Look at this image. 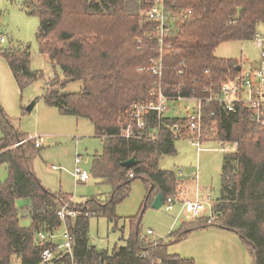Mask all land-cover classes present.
Listing matches in <instances>:
<instances>
[{
    "label": "trees",
    "instance_id": "obj_1",
    "mask_svg": "<svg viewBox=\"0 0 264 264\" xmlns=\"http://www.w3.org/2000/svg\"><path fill=\"white\" fill-rule=\"evenodd\" d=\"M154 3L25 1L26 13L40 19V52L63 73L62 79L49 84L44 100L63 115L92 122L95 136L103 143V152L94 158L92 174L109 184L112 192L75 204L70 196L45 188L33 170L41 146L27 140L28 136L15 129L0 110V166L6 165L9 172L7 182H0V264H194L192 259L169 255L164 241L143 236L141 216L130 218L132 232L127 244L112 253L98 250L88 236L91 217L118 221L116 207L130 195L134 180L141 179L147 186L144 208L157 194L162 193L167 200L178 191L177 175L162 170L159 162L164 156L177 155L175 142L179 138L171 127L176 123L184 126V119L159 120L156 112H149L145 129H139L131 116L134 105L157 100L159 84L170 98L204 101L205 127L211 129L203 136V143L217 141L235 148L223 158L221 192L212 206L215 220L201 217L183 222L175 242L216 226L238 234L253 264H264V128L253 123L252 111L242 104L229 111L219 102H207L243 68L240 60L218 58L216 49L225 42L256 39L259 27L264 26V0H165L168 20L163 47L159 24L139 12ZM189 10L192 13L187 18L177 20ZM0 53L21 89L44 78V73L30 67L29 47L0 49ZM161 56L163 74L159 79L149 68ZM76 81L83 83L79 92L63 91ZM128 128L131 136L124 134ZM153 133L157 134L155 139L151 138ZM132 158L136 163L131 168L122 165ZM20 199L30 202V228L19 224L16 203ZM65 204L76 216L63 221L58 212ZM63 226L74 239L73 258L58 251L55 241L38 237V233L55 234ZM46 249L56 253L52 262L42 260Z\"/></svg>",
    "mask_w": 264,
    "mask_h": 264
},
{
    "label": "rangeland",
    "instance_id": "obj_2",
    "mask_svg": "<svg viewBox=\"0 0 264 264\" xmlns=\"http://www.w3.org/2000/svg\"><path fill=\"white\" fill-rule=\"evenodd\" d=\"M25 1L0 0V37L6 40L0 43V49L29 47L32 55L30 67L44 73V78L21 89L0 53V110L15 129L28 136L27 140L35 136L42 138L41 147L33 160V170L45 188L70 196L75 204L85 203L92 197H106L112 192V187L92 174L94 158L103 152L102 140L95 136L92 122L87 118L63 115L44 100L49 84L59 77L62 79L63 73L59 67H53L47 55L40 52L37 41L40 19L26 13ZM143 11H139L141 15ZM258 33H264V26L259 27ZM216 56L244 60V68L250 67V63H262L256 39L222 43L216 49ZM82 87L81 81L71 82L63 91L77 93ZM33 103L35 105L30 111ZM168 106L169 116L185 118L193 113L194 103L188 100L171 101ZM175 146L177 155L164 156L159 162L160 168L173 171L180 183L177 193L172 196L176 198L173 210L166 211L164 205L155 209L152 203L144 208L147 186L143 180L136 179L131 185L130 195L116 207L119 217L116 223L104 217L90 218V243L98 250L112 253L116 247L127 244L132 232L130 218L141 216V234L151 241H164L169 255L192 259L194 264H253V257L240 236L216 226L194 231L175 242L183 222H189L182 217L184 221L175 223L183 202L196 201L199 195L200 200L206 201L203 217L213 215L212 206L221 192L223 158L235 151L233 146L224 151L223 144L217 141L204 142L200 152L187 139H178ZM78 158L79 164L76 163ZM77 166L90 174L88 182L76 183L73 172ZM8 178L7 166L1 165L0 182L5 183ZM16 205L20 211V226L30 228V202L20 199ZM65 230L63 226L55 233V242L59 246L65 243ZM148 230L154 234L148 235ZM172 232L174 235L170 236Z\"/></svg>",
    "mask_w": 264,
    "mask_h": 264
},
{
    "label": "built area",
    "instance_id": "obj_3",
    "mask_svg": "<svg viewBox=\"0 0 264 264\" xmlns=\"http://www.w3.org/2000/svg\"><path fill=\"white\" fill-rule=\"evenodd\" d=\"M154 2L155 3L151 7H148L143 11L142 15L148 20L157 22L159 24L160 41L163 47L164 36L167 32L166 22L168 20L167 11L165 8V0H154ZM191 13L192 11L189 10L179 16L177 20L187 18ZM5 42V38L0 37V43ZM256 42L261 49V65L257 68H242L239 76L224 83L217 97L214 99L210 98L207 100V102H219L224 105L229 111H233L235 109V104H242L244 105V107L252 111L253 123L259 127L264 128V33H259L257 35ZM151 63L152 64L149 70L155 77L161 79L163 74L162 56L160 60L152 61ZM157 89V92H155V95H157V100L155 102L147 105L136 104L133 106L131 116L134 120H136L137 127L139 129H145L147 125L145 121V115L149 112H156L159 120L165 118L167 112L169 111L168 104L171 101H193V113L187 115L185 118H182L184 119V126L181 125V123H176L171 127V129L175 133V138H183L189 140L191 145L197 147V149L200 151L203 144L202 138L204 135L210 133L211 129L205 127L202 111L204 101L197 98H170L164 94L161 84H159ZM160 126L161 122L159 123V129ZM182 132H186V135L184 137L181 135ZM124 134L126 136H131V128L126 129L124 131ZM156 137L157 134H151V138L155 139ZM31 140L35 142V145L37 147H40L42 144V138L39 136H35ZM230 146L231 145L229 144H223L222 149L224 151H227ZM76 163H80V158L76 160ZM53 168L56 169L55 166H53ZM73 176L76 183H86L90 179V174L86 170L81 169L78 166L73 172ZM130 176H133V174H130ZM175 199L176 198L174 197H170L164 201L166 211L173 210ZM205 202V200H200L199 195H197L196 201L183 202L181 205V209L175 219V222H177L178 220L184 221L182 217H184L187 221H192L197 218L203 217V213L206 212ZM58 215L63 221H66L68 217H75L76 211L69 209L68 204H65L58 212ZM215 218L216 217L212 215L209 217L208 221L211 222V220H215ZM147 234L153 235L154 233L152 230H148ZM38 237L41 240L48 241H55L56 239L55 234L38 233ZM63 238L65 239V243L61 246H58V251L64 252L73 258L74 239L67 229L63 234ZM55 254L56 253L53 252V250L46 249L42 255L43 262H52L55 258Z\"/></svg>",
    "mask_w": 264,
    "mask_h": 264
},
{
    "label": "water",
    "instance_id": "obj_4",
    "mask_svg": "<svg viewBox=\"0 0 264 264\" xmlns=\"http://www.w3.org/2000/svg\"><path fill=\"white\" fill-rule=\"evenodd\" d=\"M240 67H238V71H240ZM35 103H33L29 110L31 111L34 107ZM136 163V160L134 158L124 162L122 165L126 168H131L133 165H135ZM164 201H165V198H164V195L162 193H159L156 195V197L154 198L153 202H152V207L155 208V209H160L163 205H164Z\"/></svg>",
    "mask_w": 264,
    "mask_h": 264
},
{
    "label": "crops",
    "instance_id": "obj_5",
    "mask_svg": "<svg viewBox=\"0 0 264 264\" xmlns=\"http://www.w3.org/2000/svg\"><path fill=\"white\" fill-rule=\"evenodd\" d=\"M240 61L242 62V64H243V68H244V62H245V61H244V60H243V61L240 60ZM248 64H249V63H248ZM249 65H250V67H247V68H257V67L260 66L259 62L256 63V64L250 63ZM166 117H172V118L174 117V118H175L176 116H169L168 113H167V114H166ZM201 150H202V149H201ZM201 150H200V151H201ZM200 151L198 150V152H200ZM175 223H176V222H175ZM175 223H174V224H175ZM153 233H154V232H153Z\"/></svg>",
    "mask_w": 264,
    "mask_h": 264
}]
</instances>
